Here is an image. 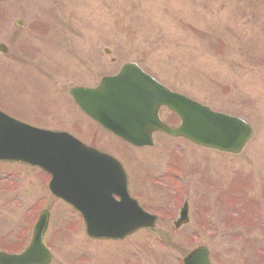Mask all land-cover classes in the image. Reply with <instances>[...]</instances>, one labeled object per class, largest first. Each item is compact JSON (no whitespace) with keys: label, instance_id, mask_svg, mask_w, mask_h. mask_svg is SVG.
<instances>
[{"label":"rangeland","instance_id":"1","mask_svg":"<svg viewBox=\"0 0 264 264\" xmlns=\"http://www.w3.org/2000/svg\"><path fill=\"white\" fill-rule=\"evenodd\" d=\"M262 10L253 0H0V42L9 49L0 52V108L36 126L71 130L123 159L138 183L134 197L161 216L156 230L91 240L84 225L71 229L81 218L77 211L54 197L46 204L45 174L0 163V188H9L0 193V235L17 244L0 247L21 249L17 239L27 224L49 208L53 264H181L199 244L209 247L213 264H264ZM125 62L250 123L254 132L243 153L221 154L161 134L146 149L99 128L89 135L68 89L95 86ZM44 104L46 111L36 110ZM161 117L175 119L166 109ZM185 200L190 222L176 230Z\"/></svg>","mask_w":264,"mask_h":264},{"label":"water","instance_id":"2","mask_svg":"<svg viewBox=\"0 0 264 264\" xmlns=\"http://www.w3.org/2000/svg\"><path fill=\"white\" fill-rule=\"evenodd\" d=\"M0 50L6 51L1 43ZM71 93L92 118L109 131L139 146L151 145L152 133L162 131L172 136L186 137L204 147L237 154L253 133L252 127L244 120L214 112L207 106L170 91L133 64H125L119 74L104 78L96 89H72ZM162 105L180 116V126L172 128L160 120L158 111ZM100 156L103 157L66 133L34 128L0 112V159L28 162L50 170L56 168L60 172L58 175L56 172L57 178L53 180L51 190L79 208L82 206L72 197H76V194L67 186V179L75 182L80 174L77 172L71 176L61 171H64L71 157L75 160L94 158L87 166L110 162L98 160ZM119 174L122 180L125 179L122 169H119ZM78 198L84 202L80 193ZM126 203L128 205L119 209L99 196L92 204H84L86 209L109 217L116 224L113 227H97L88 222V235L93 238L123 239L140 227L153 226L154 217L145 213L135 201L127 198ZM112 209L117 212L109 213ZM186 214L185 208L182 220H186ZM47 225L48 214L44 212L35 226L29 246L20 254L0 252V264H50L53 255L43 237ZM184 264H212L209 249L206 246L194 249L184 259Z\"/></svg>","mask_w":264,"mask_h":264},{"label":"flooded vegetation","instance_id":"3","mask_svg":"<svg viewBox=\"0 0 264 264\" xmlns=\"http://www.w3.org/2000/svg\"><path fill=\"white\" fill-rule=\"evenodd\" d=\"M253 1H258V2H260V7H262L263 4H264V0H253ZM128 185H130V183H128Z\"/></svg>","mask_w":264,"mask_h":264}]
</instances>
